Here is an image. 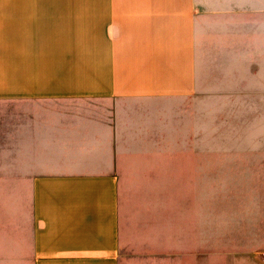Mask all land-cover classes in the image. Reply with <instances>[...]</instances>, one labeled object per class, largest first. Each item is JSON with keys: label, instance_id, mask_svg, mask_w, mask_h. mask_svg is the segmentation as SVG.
Here are the masks:
<instances>
[{"label": "crops", "instance_id": "obj_1", "mask_svg": "<svg viewBox=\"0 0 264 264\" xmlns=\"http://www.w3.org/2000/svg\"><path fill=\"white\" fill-rule=\"evenodd\" d=\"M200 89L264 91V0H0V197L31 207L8 264H120L128 155L174 147L175 101ZM201 198L190 264H207ZM216 220L220 264H264V197Z\"/></svg>", "mask_w": 264, "mask_h": 264}, {"label": "rangeland", "instance_id": "obj_2", "mask_svg": "<svg viewBox=\"0 0 264 264\" xmlns=\"http://www.w3.org/2000/svg\"><path fill=\"white\" fill-rule=\"evenodd\" d=\"M173 109L174 147L164 136L158 152L128 155L119 187L120 264H190L185 252L194 215L184 209L198 207L200 197H206V261L220 264L224 236L216 232V214L225 198L264 197V91L200 89ZM189 124L205 125L204 138L192 131L184 139ZM30 208L28 197H0V264H8L12 233L21 248Z\"/></svg>", "mask_w": 264, "mask_h": 264}]
</instances>
